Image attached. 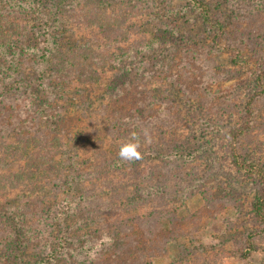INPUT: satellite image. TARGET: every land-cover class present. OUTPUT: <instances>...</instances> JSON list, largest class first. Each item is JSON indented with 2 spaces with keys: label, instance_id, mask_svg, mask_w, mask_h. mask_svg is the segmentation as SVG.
<instances>
[{
  "label": "trees",
  "instance_id": "trees-1",
  "mask_svg": "<svg viewBox=\"0 0 264 264\" xmlns=\"http://www.w3.org/2000/svg\"><path fill=\"white\" fill-rule=\"evenodd\" d=\"M212 1L0 0V59L10 61L9 69L0 66V131L7 134L0 136V264H141L137 248L147 242L140 235L161 223L163 197H170V188L184 195L200 192L201 164L216 153L214 147L189 143L197 142V135L185 124L231 112L237 126L206 127L229 139V163L236 174L250 176L251 209L264 231V163L240 148L246 135L263 127L264 54L248 81L235 72L239 81L213 98L203 74L213 50L198 45L183 54L191 35L182 22L190 12L216 32V49L230 51L231 63L240 64L243 49L220 46L226 32L212 16ZM82 31L94 33L93 39L84 41ZM12 57L30 67L32 80L25 85L15 78L23 70ZM6 70L13 89L9 78L3 79ZM226 75L225 70L214 74ZM78 84L103 105L90 100L91 109H81L76 120L75 111L59 102ZM82 120L93 135L80 147L73 138ZM111 123L139 134L141 160L122 161L120 148L109 162L100 160L101 132ZM162 139L185 144L174 142L168 151ZM83 154L102 162L91 171L93 178L101 176L96 189H82L74 175ZM211 201L225 207L217 198ZM100 214L110 217L101 231L91 228ZM255 236L247 234V245ZM129 251L137 259L131 260ZM239 255L247 258L248 252Z\"/></svg>",
  "mask_w": 264,
  "mask_h": 264
},
{
  "label": "rangeland",
  "instance_id": "rangeland-1",
  "mask_svg": "<svg viewBox=\"0 0 264 264\" xmlns=\"http://www.w3.org/2000/svg\"><path fill=\"white\" fill-rule=\"evenodd\" d=\"M211 5L213 8L212 16H217L219 22L224 25L226 32L219 41L220 46L227 48L233 45L243 49L240 64L233 65L230 51L216 49V39L213 38L216 32L207 28L206 24L199 23L194 16L195 14L185 13V19L189 18L187 15L192 18L183 19L184 22H182L188 23L187 26L190 28L191 35L190 37L187 36V45L183 54L195 50L198 45L213 50L211 56L206 55L203 65L205 67L203 71L204 80L208 84L207 91L213 98L223 94L227 87L235 84L240 78L245 81L249 80L250 71L256 66V60L260 57L259 54H264V0H233L231 2L229 0H213ZM81 34L84 41H89L93 39L94 33L82 31ZM12 59L18 62L22 68L21 71L23 70L20 75L15 76L16 80L20 79L22 84H19L25 85L24 83L32 80L30 67L25 63L26 61H23L25 59L18 60L14 57ZM8 62L10 61H5L2 58V60L0 59V66L8 68V66L10 67ZM224 70L227 73L225 77L217 78L214 76L215 73L219 74ZM6 71L3 79L9 78V85L13 89L12 86L16 85H13L14 78L11 79L8 70ZM235 72L238 73L239 79L235 78ZM13 73L11 71V74ZM86 87V85L78 84L71 90L68 88V95L66 94L68 97L63 95L64 100L61 98L62 100L59 102L64 109L75 111L70 115L76 120L78 119L76 116L79 117L81 114V109L85 111L91 109L90 100L93 105H103L102 102L97 101L96 96L89 93ZM97 89L101 90V88ZM72 90L73 93L70 92ZM23 91L25 90L22 89L17 93ZM261 110L264 112V108ZM235 113L231 112L230 117H218L216 120L207 118V122L185 124L188 130H194L197 135V142L191 141L189 143L196 146L200 143L205 149L212 150L214 147L216 150L214 155H208L201 164L204 170L203 172L200 171V174L204 177L199 190L203 191L205 195L201 191L184 195L176 193L173 188L169 189L170 197H163L161 201L163 205H167L161 206V223L156 225L153 222L149 225L148 235L146 237L140 235L141 239L144 238L142 241L147 242L146 247L137 248L138 260L143 259L140 261L141 264H264V231L261 232L262 226L251 209L255 191L250 176L236 174L235 169L229 163V139H224L225 137L223 138L218 134L215 135L212 130H209L211 125L206 127L207 124H212L211 122L222 124L225 128L235 127L239 123ZM82 121L77 125L80 132L76 133L73 138L78 140L73 142L80 147L87 145L93 135L89 131L88 124L84 120ZM116 126L112 123L103 126L104 130L101 133L104 138L100 137V139H103L104 142L99 150V154L104 156L100 159L104 160L102 162H109L111 157H117L115 153L117 149L131 139L132 130H129L130 126L120 125L118 126L120 128ZM261 126L263 127L244 137L240 148L264 163V120ZM172 127H168V130ZM13 128V126L8 127V131H13ZM181 131L180 135H183L184 129ZM29 133L33 134L32 132ZM122 133H124L125 138ZM173 134L170 135V138ZM0 136L7 137L6 131H0ZM111 139L114 140V143L110 150H107ZM212 139L213 141H211ZM162 140L167 143L168 151L175 147L174 142L180 141L185 144V139H170L169 142L168 139ZM82 157L85 161L76 166L74 175L82 189L83 187L96 189L98 184L94 182H98L101 176L97 175L93 178L91 171L102 162H98L99 160L90 154H83ZM213 166L215 169H211ZM213 198L223 201V207H225L220 209L217 204L211 201ZM227 202L230 204L228 205ZM100 216L96 221L91 220L93 221L92 229L101 231L102 228L105 229L110 226L108 220L110 217L105 214H100ZM173 229L175 232L171 231ZM248 233L257 235L251 240V246L247 245L246 242ZM240 251L248 252L247 258H241ZM130 252H128V256L132 258L131 260L137 259L135 256L132 257Z\"/></svg>",
  "mask_w": 264,
  "mask_h": 264
},
{
  "label": "clouds",
  "instance_id": "clouds-1",
  "mask_svg": "<svg viewBox=\"0 0 264 264\" xmlns=\"http://www.w3.org/2000/svg\"><path fill=\"white\" fill-rule=\"evenodd\" d=\"M146 142H147V134ZM141 147L139 134L133 132L131 134V139L120 146L118 157L125 162H135L142 159V153L139 151Z\"/></svg>",
  "mask_w": 264,
  "mask_h": 264
}]
</instances>
